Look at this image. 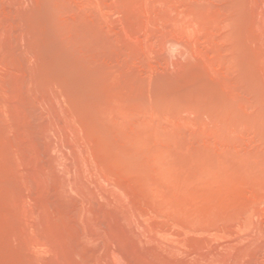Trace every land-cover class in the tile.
Instances as JSON below:
<instances>
[{
	"label": "rangeland",
	"instance_id": "374dc122",
	"mask_svg": "<svg viewBox=\"0 0 264 264\" xmlns=\"http://www.w3.org/2000/svg\"><path fill=\"white\" fill-rule=\"evenodd\" d=\"M0 264H264V0H0Z\"/></svg>",
	"mask_w": 264,
	"mask_h": 264
}]
</instances>
